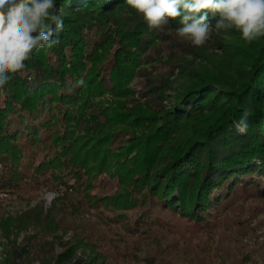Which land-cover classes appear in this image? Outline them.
<instances>
[{
	"label": "rangeland",
	"instance_id": "1",
	"mask_svg": "<svg viewBox=\"0 0 264 264\" xmlns=\"http://www.w3.org/2000/svg\"><path fill=\"white\" fill-rule=\"evenodd\" d=\"M139 16L132 20L134 15L120 12L116 20L111 17L85 30L90 39L100 34L108 38L98 50L104 60L96 67L110 62L111 58L105 57L138 55L147 37L144 33L142 39L136 38L131 30L143 28L137 21ZM263 38L249 44L238 31L221 30L204 46L194 47L178 35L157 37L142 50L134 71L168 78L171 90L163 101L168 107L167 96L199 80L194 72L221 85L226 79L231 82L233 77L246 76L244 70L250 69ZM138 43L137 49L129 46ZM46 53L52 55L50 49ZM91 65L88 61L84 68L89 70ZM140 75L130 81L135 91L145 87ZM33 80V74L27 76V81ZM111 91H92L82 108L85 112L94 104L107 108L105 114L116 122L106 121L102 142L82 129L90 115L82 116V122H71L58 113L60 108H51L55 120L44 141L36 145L21 136V146L29 155L21 169L23 175L0 184V264H77L68 261L75 252L68 253L67 258L59 256L69 246L78 248L76 253L86 264H264V177L252 178L258 181L252 186L240 183L221 192L208 212L197 218L155 206L158 197L135 193L136 189L144 191L143 184L129 180L131 174L126 177L129 168L122 166L115 171L110 167L111 159L120 157L125 162L121 155L136 145L130 141L132 130L122 123L129 119L112 114L115 101L125 106L132 96H113ZM133 98H138L136 93ZM5 101L9 98L1 93L0 103ZM100 115L94 113L91 118ZM65 130L78 140L74 148L80 146L81 150L77 154L90 147L83 151L84 158L71 153L50 160L60 149L53 141L55 133ZM104 153L107 158L102 161ZM4 168L0 158V172ZM127 194L131 196L123 201Z\"/></svg>",
	"mask_w": 264,
	"mask_h": 264
},
{
	"label": "trees",
	"instance_id": "2",
	"mask_svg": "<svg viewBox=\"0 0 264 264\" xmlns=\"http://www.w3.org/2000/svg\"><path fill=\"white\" fill-rule=\"evenodd\" d=\"M55 4L63 9L64 30L60 34V44L50 49L52 55L46 53L47 49L34 51L26 62L27 68L14 74L6 88L0 90V95L9 98L0 103V158L5 166L0 172V184L10 183L23 175L21 169L29 155L21 146V136L36 145L44 141L45 133L52 130L54 109L60 108L58 113L71 122H82V116L90 115L82 129L85 133H94L102 142L106 136L103 133L106 121L116 122L105 114L107 108L104 110L94 104L86 107L87 113L82 108L89 102L92 91L110 89L113 96H132L125 106L115 101L112 114L129 119L122 123L132 130L130 141L136 144L127 147L121 155L125 156V162L117 157L111 159L110 167L115 171L122 166L129 168L131 171L126 177L131 174L133 177L129 180L143 184L144 191L136 189L135 193L158 197L155 206L161 208L163 205L167 210L174 208L184 213L183 216L197 218L208 212L221 192L240 183L252 186L258 182L252 178L264 177V38L250 69L244 70L246 76L233 77L231 82L226 79L221 85L201 79L202 76L194 72L199 80L186 85L172 97L167 96L166 107L163 101L166 92L171 90L168 78L153 76L145 70L134 71V66L138 64L140 54L143 55L142 50L155 38L177 35L175 31L183 26L179 17L169 18V24L160 30H149L139 16L137 21L143 28L131 30L136 38L142 39L144 33L147 37L143 39L138 55L122 53L105 57L111 58L110 62L96 67L98 61L104 60L98 50L104 47L108 38L100 34L98 38L90 39L88 31L108 18L116 20L120 12L134 15L132 20L138 14L125 4V0H55ZM207 11L208 22L214 25L219 16ZM51 27L54 29L55 24ZM131 30L122 29L125 33ZM138 45L129 46L137 49ZM88 61L92 65L86 70L84 66ZM30 74L34 76L33 82L27 81ZM139 74L144 77L145 87L135 91L130 87V81ZM80 79L85 85L77 84ZM134 93L138 98H133ZM245 110L251 112L249 127L246 135H240L234 125ZM98 112L101 113L99 118H91ZM53 141L60 149L59 153H52L50 160L71 153L74 157L84 158L86 152L83 151L90 148L77 154L81 150L80 146L74 148L78 140L70 137L67 130L55 133ZM106 158L104 153L101 160ZM131 195H124L123 201ZM77 249L69 246L59 256L67 258L68 253L75 252L68 261L86 264L77 255Z\"/></svg>",
	"mask_w": 264,
	"mask_h": 264
},
{
	"label": "clouds",
	"instance_id": "3",
	"mask_svg": "<svg viewBox=\"0 0 264 264\" xmlns=\"http://www.w3.org/2000/svg\"><path fill=\"white\" fill-rule=\"evenodd\" d=\"M125 4L149 30H160L169 18L179 17L183 26L175 33L194 47L204 46L221 30H236L249 44L264 37V0H125ZM207 10L219 16L214 25L208 22ZM62 12L55 0H0V90L27 68L34 51L60 44ZM77 84L85 85V81ZM250 115L245 110L235 122L238 134H247Z\"/></svg>",
	"mask_w": 264,
	"mask_h": 264
}]
</instances>
